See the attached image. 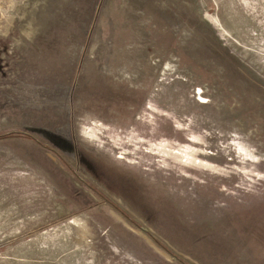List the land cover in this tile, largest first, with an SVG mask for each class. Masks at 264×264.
Listing matches in <instances>:
<instances>
[{
  "label": "rangeland",
  "instance_id": "obj_1",
  "mask_svg": "<svg viewBox=\"0 0 264 264\" xmlns=\"http://www.w3.org/2000/svg\"><path fill=\"white\" fill-rule=\"evenodd\" d=\"M0 264H264V0H0Z\"/></svg>",
  "mask_w": 264,
  "mask_h": 264
},
{
  "label": "bare ground",
  "instance_id": "obj_2",
  "mask_svg": "<svg viewBox=\"0 0 264 264\" xmlns=\"http://www.w3.org/2000/svg\"><path fill=\"white\" fill-rule=\"evenodd\" d=\"M82 220V218H79V217H77V218H75L74 220H73V222H75L76 224H80V221Z\"/></svg>",
  "mask_w": 264,
  "mask_h": 264
}]
</instances>
